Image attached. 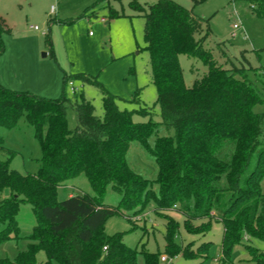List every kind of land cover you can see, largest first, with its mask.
I'll return each instance as SVG.
<instances>
[{
  "label": "trees",
  "instance_id": "trees-1",
  "mask_svg": "<svg viewBox=\"0 0 264 264\" xmlns=\"http://www.w3.org/2000/svg\"><path fill=\"white\" fill-rule=\"evenodd\" d=\"M232 1L249 3L264 21V0ZM130 6L146 21L145 49L161 121L151 117L135 121V113L151 116L152 108L121 109L116 95L84 74L77 77L102 90L103 116L84 96L80 101L66 94L49 98L7 88L0 81V127L13 128L24 116L42 149L37 174L12 168L11 157L0 159V245L21 238L16 218L21 202L30 203L36 215L32 232L24 237L26 247L14 258L0 254V264H138L139 253L144 264H161L163 253L169 258L179 254L200 258L202 264L214 242H202L196 249L184 246L177 239L179 222L167 215L174 209L184 215L183 225L190 234H205L214 222H222L225 260L243 248L248 256L240 259L242 263L264 264V250L252 243L253 238L264 240V112L254 109L264 104V66L219 63L204 46L208 33L197 38L203 18L175 0H156L146 7L131 0ZM5 30L9 28L0 16V56ZM181 54L207 67L192 86L185 82ZM249 70L258 72L255 80ZM69 78L65 75V84ZM69 107L77 113L73 129L68 125ZM161 126L173 133L160 135ZM3 141L0 136V147ZM134 143L155 159V179L130 164ZM82 175L94 194L59 199V187ZM109 187L120 194L117 205L104 200ZM151 203L155 213L167 219L164 252L145 246L139 250L125 243L123 232H106L111 217L122 214L129 219ZM41 251L46 254L44 262L38 258Z\"/></svg>",
  "mask_w": 264,
  "mask_h": 264
},
{
  "label": "rangeland",
  "instance_id": "rangeland-1",
  "mask_svg": "<svg viewBox=\"0 0 264 264\" xmlns=\"http://www.w3.org/2000/svg\"><path fill=\"white\" fill-rule=\"evenodd\" d=\"M131 0H0V16L5 19L9 30L2 32L3 52L0 56V81L7 88L28 91L33 94L58 98L63 94L82 96L91 100L95 112L103 116V94L96 84L84 82L77 75L84 74L96 79L112 94L118 97L121 109L138 110L151 107L152 115L135 113V121L162 120L161 108L157 103L158 92L152 78L150 55L145 49V18L131 8ZM156 0H140L141 5ZM192 9L203 18V30L197 38L207 37L204 46L211 50L219 63L232 67V60L240 68L264 66V21L254 14L249 3L232 0H175ZM95 5L88 12L87 9ZM118 12L114 16L112 13ZM87 13V14H86ZM104 18V19H103ZM234 22L240 28L233 29ZM37 26L38 29L31 28ZM209 31V32H208ZM235 32V36H233ZM247 34V36H246ZM187 86L207 72V67L196 58L180 55ZM194 69V70H193ZM250 71V70H249ZM258 72L250 71L255 80ZM68 75L76 92H72L64 77ZM138 93V94H137ZM137 99L133 101V97ZM264 112V104L254 107ZM69 128L78 125L76 110H67ZM161 126L159 134H172ZM4 139L0 147V159L11 157V167L22 174H37L41 167L42 149L35 137V130L23 116L13 128L0 127ZM155 136L151 137L153 142ZM128 158L133 168L149 179H155L158 165L138 143H134ZM90 193L93 188L84 175L68 180L58 189V198L66 199L70 194ZM104 200L117 205L120 194L109 187ZM167 215L179 222L177 239L183 245L191 244L196 249L202 242L213 241L209 247V258L202 264H253L242 263L247 257L243 248L235 250L230 260L223 257L221 241L224 234L222 222H214L205 234L194 235L186 231L184 215L176 209ZM21 238L0 245V254L14 258L26 247L29 235L36 224L33 206L21 202L16 215ZM132 221H130V220ZM127 218L125 215L111 217L105 230L108 234L124 233V241L140 250L145 246L149 251H165L167 219L155 213V205L149 204L145 212ZM252 243L264 250V240L253 238ZM164 254V253H163ZM39 261L46 260L44 251ZM138 264H144L139 253ZM200 258H186L184 255L171 258L161 264H199Z\"/></svg>",
  "mask_w": 264,
  "mask_h": 264
},
{
  "label": "built area",
  "instance_id": "built-area-1",
  "mask_svg": "<svg viewBox=\"0 0 264 264\" xmlns=\"http://www.w3.org/2000/svg\"><path fill=\"white\" fill-rule=\"evenodd\" d=\"M31 28L38 29L37 26H31ZM238 28H240V23L239 22H234L233 29L235 30V29H238ZM235 35H236L235 32H233V36H235ZM246 36H247V34H246ZM69 86H70V89H71L72 92H76L77 89L74 87V84H73L72 81H69ZM161 260L164 261V262H169L171 260V258H169L166 254H163L161 256Z\"/></svg>",
  "mask_w": 264,
  "mask_h": 264
},
{
  "label": "crops",
  "instance_id": "crops-1",
  "mask_svg": "<svg viewBox=\"0 0 264 264\" xmlns=\"http://www.w3.org/2000/svg\"><path fill=\"white\" fill-rule=\"evenodd\" d=\"M104 19V18H103Z\"/></svg>",
  "mask_w": 264,
  "mask_h": 264
}]
</instances>
